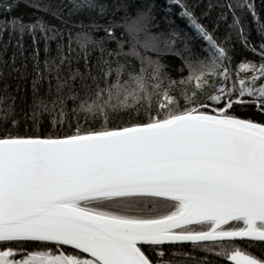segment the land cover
Instances as JSON below:
<instances>
[{
	"label": "snow or ice",
	"instance_id": "1",
	"mask_svg": "<svg viewBox=\"0 0 264 264\" xmlns=\"http://www.w3.org/2000/svg\"><path fill=\"white\" fill-rule=\"evenodd\" d=\"M27 6L0 5L33 98L31 131L0 115V264H264V0Z\"/></svg>",
	"mask_w": 264,
	"mask_h": 264
},
{
	"label": "trees",
	"instance_id": "2",
	"mask_svg": "<svg viewBox=\"0 0 264 264\" xmlns=\"http://www.w3.org/2000/svg\"><path fill=\"white\" fill-rule=\"evenodd\" d=\"M5 0H0V5H2ZM15 7L14 11L11 15L21 16L25 21H29L33 19L35 15H39L36 13L33 8L27 6L28 0H14ZM2 18V17H0ZM176 23L179 24L181 27L184 26V21L180 20L179 18H175ZM8 38V30L5 29L2 38H0V42L3 40H7ZM25 45L30 43V37L27 35L24 37ZM11 45H9V53L11 52ZM153 58H156L157 54L154 52L146 53ZM159 59L161 63L167 65L166 71H168L174 78L179 75L175 71V68L179 65L180 61L172 56L170 53H163L159 55ZM134 63H138L133 59ZM9 87L7 91L3 89V80H0V96L5 97V99L0 100V115L3 114L4 109L11 105L12 106V113L15 118L18 120V127L17 130L19 131H31L32 130V112H31V105L33 102L32 98V84L31 78H26L25 80H21L17 82L14 78H8ZM48 91V84L44 82L38 95L44 98V94ZM12 97H15L13 100ZM47 99H51V97H47ZM67 107L70 109L72 107L71 100L66 101ZM39 121V130L40 131H48L51 128V117L47 113H41L38 117ZM198 255L201 253H197ZM222 264H234V262L226 261L224 259Z\"/></svg>",
	"mask_w": 264,
	"mask_h": 264
}]
</instances>
